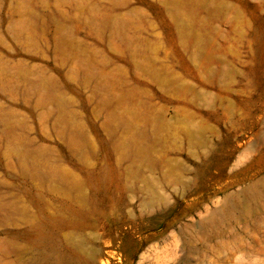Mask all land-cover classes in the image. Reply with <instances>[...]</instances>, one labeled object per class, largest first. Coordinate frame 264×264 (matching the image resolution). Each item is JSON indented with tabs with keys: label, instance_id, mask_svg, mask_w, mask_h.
Listing matches in <instances>:
<instances>
[{
	"label": "rangeland",
	"instance_id": "374dc122",
	"mask_svg": "<svg viewBox=\"0 0 264 264\" xmlns=\"http://www.w3.org/2000/svg\"><path fill=\"white\" fill-rule=\"evenodd\" d=\"M264 0H0V264H264Z\"/></svg>",
	"mask_w": 264,
	"mask_h": 264
},
{
	"label": "bare ground",
	"instance_id": "6f19581e",
	"mask_svg": "<svg viewBox=\"0 0 264 264\" xmlns=\"http://www.w3.org/2000/svg\"><path fill=\"white\" fill-rule=\"evenodd\" d=\"M263 183H264V180H263ZM44 264H63V259L46 261Z\"/></svg>",
	"mask_w": 264,
	"mask_h": 264
}]
</instances>
